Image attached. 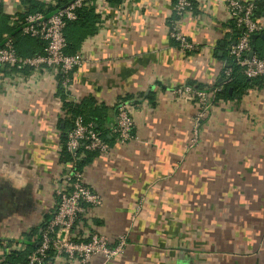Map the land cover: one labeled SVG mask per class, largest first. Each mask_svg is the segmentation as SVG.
I'll return each mask as SVG.
<instances>
[{"label": "crops", "instance_id": "crops-1", "mask_svg": "<svg viewBox=\"0 0 264 264\" xmlns=\"http://www.w3.org/2000/svg\"><path fill=\"white\" fill-rule=\"evenodd\" d=\"M89 1L97 19L75 53L83 62L67 100L92 99L109 142L107 153L83 168L85 185L102 204L86 208L79 235L110 243L125 237L127 244L115 259L94 256L87 264H138L143 260L136 252L147 245L164 248L188 228L217 236L234 228L235 217L241 234L264 236V85L211 104L195 146V107L174 94L178 87L212 90L222 83L220 58L234 39L221 0H194L196 9L178 21L197 44L187 54L168 35L170 0H125L114 7ZM21 7L22 0H0L6 16ZM120 99L132 106L134 140L126 144L110 133ZM61 112L52 72L0 70V264L4 244L31 243L35 233L25 236L54 207L64 173ZM256 246L264 253L261 239ZM44 264L78 263L52 257Z\"/></svg>", "mask_w": 264, "mask_h": 264}, {"label": "built area", "instance_id": "built-area-1", "mask_svg": "<svg viewBox=\"0 0 264 264\" xmlns=\"http://www.w3.org/2000/svg\"><path fill=\"white\" fill-rule=\"evenodd\" d=\"M221 2L226 9L230 25L237 32L233 43L227 48V58L246 79H264V59L256 53L252 44L254 35L258 36L257 40L264 42L260 39L264 34V16H256L255 0ZM87 5H90L89 0H71L47 16L41 13L29 14L22 21L18 20L16 14L10 17V26H19L22 36L43 43V53L31 58L20 57L16 52L14 40L4 36L0 45V70L12 68L17 73L25 69L35 72L41 68L49 70L56 78V92L60 89L67 98L74 73L82 66L83 60L79 54H66L64 30L67 23L77 19L78 10ZM22 10L21 7L20 11ZM190 11V3L187 0H176L172 13L178 20L169 21V38L176 43L182 54L197 50V44L187 40L178 28V21L184 15L190 14ZM222 74L226 78L225 82H229L232 68L228 63L223 64ZM220 91L221 87L202 90L194 86H183L174 90L177 96L188 97V101L195 107L190 145L197 144L200 124L207 118L211 104L216 103L214 94ZM131 107V102L125 99L118 100L114 107L115 123L110 133L119 144L134 140ZM61 113L63 120L67 119L70 124L65 133V148L71 155V162L64 165V173L60 187L56 190V201L51 213L37 226V233L31 240L33 251L27 258L28 264H44L50 252L54 258L65 257L78 264H87L94 256H101L105 262H109L123 252L126 239L119 237L110 243L97 234H90L85 238L79 235V222L86 208L100 207L102 202L101 198L85 185L82 172L78 171L74 164L79 159L80 150L103 155L107 153L108 145L93 125L86 123L81 116L72 117L64 115L63 111ZM22 240L19 238L4 244L3 255L23 251L25 243Z\"/></svg>", "mask_w": 264, "mask_h": 264}, {"label": "trees", "instance_id": "trees-1", "mask_svg": "<svg viewBox=\"0 0 264 264\" xmlns=\"http://www.w3.org/2000/svg\"><path fill=\"white\" fill-rule=\"evenodd\" d=\"M71 0H52L49 5H45L44 3L38 2V0H22V11H18L16 13V17L19 21H22L27 15L34 14V13H41L44 16L50 15L60 8L68 4ZM111 6H118L121 5L125 0H105ZM190 3V10L196 9V2L194 0H187ZM172 6L175 5L176 0H170ZM256 5V16L262 15L264 12V0H255ZM97 19V16L93 12V8L89 5L82 7L77 12V19L73 22H69L65 26L64 36L67 42L66 47V54L73 55L76 53L78 46L80 45L81 41L85 38L87 34H91L92 30V23L94 20ZM170 20L177 21L178 18L173 13ZM10 17L6 16L2 10L0 9V45L3 41L4 36H9L14 40V46L16 49L17 54L23 58H31L36 55L43 53V43L39 40H35L26 36H22L19 31V26L11 27L9 26ZM231 33L233 35V39L236 36V30L231 25ZM255 41V51L256 53L264 59V51L259 50L257 51ZM264 43V42H263ZM264 46V45H263ZM223 51V48H221ZM226 54V52H225ZM223 52L221 60L225 61V63L229 64L232 68L231 79L229 82H225L226 78L221 74V79L223 80L220 83L219 87H221V91L214 94V102H225L231 101L233 99H240L244 95H246L249 91L260 88L264 85V79H254L248 80L242 76L239 72V69L232 64L230 59L227 58ZM214 56L217 57L216 54ZM203 90V89H202ZM58 95L61 100V110L63 111L64 115L74 116H81L86 123H91L95 131L100 132L101 137L104 139L105 142H109L107 137L108 131L103 128V124L99 123V119H97L96 113L99 111L95 103L90 98H85L77 103L70 102L67 100L66 96L58 90ZM100 112V111H99ZM65 125V130L70 128L69 121L67 119L63 120ZM66 133V132H65ZM65 133L61 137V147H60V162L62 164H68L71 162V155L66 151L65 148ZM111 141V140H110ZM79 159L75 161V168L83 173V168L90 164L95 157L98 156L96 152H89L85 150H80L78 152ZM48 216H46L43 220H46ZM81 222L83 221L82 218L80 219ZM36 232H32L25 236L26 240H29L31 236ZM34 235V236H35ZM19 243V242H18ZM25 249L23 251L17 252L13 251L5 257V260L1 264H28V256L33 251L32 245L29 241L24 242ZM53 255L48 253V257L45 260V263L48 262Z\"/></svg>", "mask_w": 264, "mask_h": 264}, {"label": "rangeland", "instance_id": "rangeland-1", "mask_svg": "<svg viewBox=\"0 0 264 264\" xmlns=\"http://www.w3.org/2000/svg\"><path fill=\"white\" fill-rule=\"evenodd\" d=\"M263 45L257 40V51H264ZM238 220L236 217L230 219L234 228H222L217 236L198 234L200 229L188 228L184 235L171 236L172 241L164 248L147 245L142 251H137L134 258L143 260L138 264H264V253L256 246L260 239L264 242V236L241 234ZM183 239L185 241L180 244ZM6 256L3 255V261Z\"/></svg>", "mask_w": 264, "mask_h": 264}, {"label": "water", "instance_id": "water-1", "mask_svg": "<svg viewBox=\"0 0 264 264\" xmlns=\"http://www.w3.org/2000/svg\"><path fill=\"white\" fill-rule=\"evenodd\" d=\"M262 15H264V13L262 14ZM258 39V36H256V35H254L253 37H252V44L254 45L255 44V41ZM260 39L261 40H264V34L260 37ZM250 56H251V54H250ZM223 80H219V82H222ZM64 138H65V136H64Z\"/></svg>", "mask_w": 264, "mask_h": 264}]
</instances>
